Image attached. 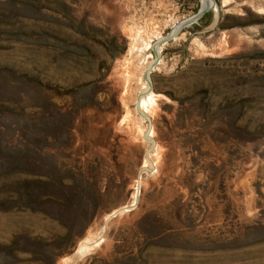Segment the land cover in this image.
I'll return each mask as SVG.
<instances>
[{"label": "rangeland", "instance_id": "1", "mask_svg": "<svg viewBox=\"0 0 264 264\" xmlns=\"http://www.w3.org/2000/svg\"><path fill=\"white\" fill-rule=\"evenodd\" d=\"M215 1L150 89L201 0H0V264H264V0Z\"/></svg>", "mask_w": 264, "mask_h": 264}, {"label": "water", "instance_id": "2", "mask_svg": "<svg viewBox=\"0 0 264 264\" xmlns=\"http://www.w3.org/2000/svg\"><path fill=\"white\" fill-rule=\"evenodd\" d=\"M217 8L218 7H217V3L215 0H201L200 8L194 15H192L191 17H189V18L181 21L180 23L176 24L175 27L170 31V33L168 35H166L165 37L159 38L153 44V51H154L156 58L151 62L149 71L147 72V75H146L150 89H152V81L150 78V71L159 61V57H160L159 46H160V44L169 40L171 37L175 36V34L185 25H189V24H193V23L197 22L203 15H205L209 11L213 10L216 12V15H215V23H216V21L218 20V9ZM151 140H153V138H151ZM154 145H155V143L153 140V146L150 148L151 150H153ZM145 169H147V168H144L143 170H145Z\"/></svg>", "mask_w": 264, "mask_h": 264}, {"label": "bare ground", "instance_id": "3", "mask_svg": "<svg viewBox=\"0 0 264 264\" xmlns=\"http://www.w3.org/2000/svg\"><path fill=\"white\" fill-rule=\"evenodd\" d=\"M144 39V38H143ZM141 39V41L135 46L136 49L133 51L132 55H133V64H132V73H133V78L135 79L136 83L138 86H141V75H142V69L144 66V61L142 59L143 56V45L145 39L143 40ZM148 44V43H147ZM148 61V60H147Z\"/></svg>", "mask_w": 264, "mask_h": 264}]
</instances>
